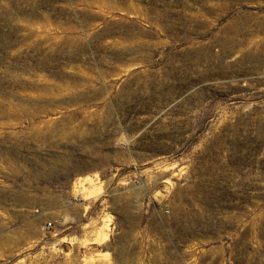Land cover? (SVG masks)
<instances>
[{
    "label": "rangeland",
    "instance_id": "obj_1",
    "mask_svg": "<svg viewBox=\"0 0 264 264\" xmlns=\"http://www.w3.org/2000/svg\"><path fill=\"white\" fill-rule=\"evenodd\" d=\"M0 264H264V0H0Z\"/></svg>",
    "mask_w": 264,
    "mask_h": 264
},
{
    "label": "built area",
    "instance_id": "obj_2",
    "mask_svg": "<svg viewBox=\"0 0 264 264\" xmlns=\"http://www.w3.org/2000/svg\"><path fill=\"white\" fill-rule=\"evenodd\" d=\"M50 226H51V223L50 222H47V223L44 224V228H48Z\"/></svg>",
    "mask_w": 264,
    "mask_h": 264
},
{
    "label": "bare ground",
    "instance_id": "obj_3",
    "mask_svg": "<svg viewBox=\"0 0 264 264\" xmlns=\"http://www.w3.org/2000/svg\"><path fill=\"white\" fill-rule=\"evenodd\" d=\"M91 193V191H89Z\"/></svg>",
    "mask_w": 264,
    "mask_h": 264
}]
</instances>
